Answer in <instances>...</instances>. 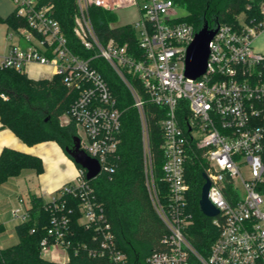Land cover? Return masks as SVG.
Segmentation results:
<instances>
[{
	"label": "built area",
	"instance_id": "obj_1",
	"mask_svg": "<svg viewBox=\"0 0 264 264\" xmlns=\"http://www.w3.org/2000/svg\"><path fill=\"white\" fill-rule=\"evenodd\" d=\"M12 2L15 17L24 25L8 26L19 39L0 52V67L20 73H26L31 64L49 67L51 78L61 77L68 90L76 93L60 122L63 126L74 123L80 149L98 161L99 175H111L116 169L125 110L91 60L104 59L128 90L141 127L148 195L166 228L165 249L151 255L147 263L264 264V54L253 48L264 20L240 29L220 25L209 44L205 73L192 79L185 76V62L197 31L181 21L180 9L172 0H76L74 33L83 48L94 53L88 59L73 52L53 17V6L41 5L39 0ZM91 6L115 15L136 8L134 21L111 22L110 29L133 27L139 52L114 38L102 42L89 15ZM260 13L264 15V3ZM5 37L11 41L14 35L7 32ZM148 105L159 108L155 114L162 133L160 180L165 193L155 176ZM194 160L202 165L203 177L210 182L209 201L219 212L211 218L219 235L207 256L188 238L194 223L188 197L189 164ZM68 197L78 202L79 223L98 232L99 246L90 253L126 264L127 257L117 248L105 209L82 167L76 181L64 185L48 202L57 213L41 241V254L48 255L51 248L68 254L71 244L66 238L73 213ZM28 209H14L12 216L24 222Z\"/></svg>",
	"mask_w": 264,
	"mask_h": 264
},
{
	"label": "trees",
	"instance_id": "obj_2",
	"mask_svg": "<svg viewBox=\"0 0 264 264\" xmlns=\"http://www.w3.org/2000/svg\"><path fill=\"white\" fill-rule=\"evenodd\" d=\"M172 1L186 13L181 21L192 25L196 31L204 22L212 28L216 21L222 26L240 29L237 16L242 12L248 15V23L253 26L264 20V15L260 13L264 0ZM39 2L41 5L53 6V17L59 22L73 52L86 59L92 57L94 53L85 50L74 33L75 15L78 11L76 0ZM89 15L102 42L114 38L120 45L129 43L132 49L139 52L133 27L110 29V23L117 19L115 14L97 6L89 8ZM0 23L13 27L24 25V21L17 19L15 15H10L5 20L0 19ZM91 65L105 78L118 99L120 109L125 112L119 135L116 169L111 175L100 174L90 180V183L98 202L105 209L117 248L127 257L126 264H148L147 259L151 255L165 249L162 239L166 228L152 206L146 187L138 114L131 107L132 100L128 90L107 62L102 58H95L91 60ZM75 97L76 93L69 91L59 76L35 80L27 73L0 67V122L27 146L56 142L72 160L67 150L75 144L77 131L74 123L61 125L60 118L69 111ZM147 109L156 181L165 193V187L160 180L163 164L160 148L162 133L159 117L155 114L159 108L148 105ZM76 166L81 167L78 164ZM23 170H33L41 174L42 159L5 148L0 155V186L10 178L19 176ZM189 170L192 180L188 197L194 213V223L188 229V238L198 252L207 256L219 232L212 225L213 219L203 215L199 208L205 183L201 163L194 160L189 164ZM66 200L68 208L73 210L66 238L71 244L68 247L67 262L50 261L41 254V241L47 237L52 217L57 211L50 208V203L45 202L42 197L32 195L27 220L16 226L18 242L0 249V264H114L106 257L93 256L90 253V250L99 246L98 232L94 227L87 229L81 225L78 202L69 197ZM67 210L65 209L66 212Z\"/></svg>",
	"mask_w": 264,
	"mask_h": 264
},
{
	"label": "crops",
	"instance_id": "obj_3",
	"mask_svg": "<svg viewBox=\"0 0 264 264\" xmlns=\"http://www.w3.org/2000/svg\"><path fill=\"white\" fill-rule=\"evenodd\" d=\"M14 11L15 6L12 0H0L1 20L14 15ZM5 25L8 28V25ZM262 31H264V28L258 31L254 39ZM9 45L7 44L4 51L8 49ZM28 66L31 69L38 67L52 75V69L49 67L32 64ZM26 73L28 74L27 71ZM28 76L35 80L51 78V76H40L36 73ZM5 148L40 157L43 162V172L37 174L33 170H23L19 176L10 178L0 186V193L5 192L9 199L5 204L4 201L0 200V249L13 246L18 242L16 226L21 221L12 216V211L15 207L28 209L30 207V196L32 195L42 197L45 202L51 201L65 184L75 182L78 174L76 164L56 142H44L34 146H27L10 129L4 128L0 122V155ZM16 203L18 205L14 206ZM11 235L14 236L12 239ZM53 249L55 248L50 249L49 254L56 252L57 249ZM46 257L47 255L44 256V258ZM67 261L68 258L58 263Z\"/></svg>",
	"mask_w": 264,
	"mask_h": 264
},
{
	"label": "water",
	"instance_id": "obj_4",
	"mask_svg": "<svg viewBox=\"0 0 264 264\" xmlns=\"http://www.w3.org/2000/svg\"><path fill=\"white\" fill-rule=\"evenodd\" d=\"M220 29V24L216 21L212 28L208 23L204 22L202 27L196 32L193 42L188 47L185 62V76L196 79L203 75L207 68V62L210 54L209 44ZM75 164L80 165L87 170V179H95L100 173V165L98 161L90 158L84 151L80 149V141L76 137L74 147L67 150ZM204 178L206 176L204 175ZM210 182L206 178L201 192L199 201L200 211L206 217L212 218L218 215V210L212 205L208 198Z\"/></svg>",
	"mask_w": 264,
	"mask_h": 264
},
{
	"label": "rangeland",
	"instance_id": "obj_5",
	"mask_svg": "<svg viewBox=\"0 0 264 264\" xmlns=\"http://www.w3.org/2000/svg\"><path fill=\"white\" fill-rule=\"evenodd\" d=\"M179 16H184L186 13L184 10H179L178 11ZM116 16V22L118 24H126L134 21L137 18V9L136 8H129V9H123L118 12ZM238 23L241 27L245 28L249 26L248 23V15L245 12L240 13L237 16ZM14 35L13 40L8 41V39L5 37L6 33ZM19 37L15 34V32L12 29H8L7 26L4 23H0V52H3L7 44H10V42L16 43L18 41ZM21 47L27 48V45L24 43L20 44ZM253 47L256 51L264 54V31L259 33V35L254 39L253 41ZM26 71L28 72V75H32V73H36L38 75L42 76H51L47 71L39 69L38 67H35L34 69L29 68V66L26 68ZM78 135H83L82 132L80 131V134ZM0 200L4 201L7 203L9 199L7 198L6 193H0ZM18 204L16 203L14 206H17ZM18 207H15L16 209ZM11 235V239H12ZM55 250V249H53ZM68 254L66 250L60 249L59 251L56 250V252L48 254L46 259L53 261L54 262H60L63 260H67Z\"/></svg>",
	"mask_w": 264,
	"mask_h": 264
},
{
	"label": "flooded vegetation",
	"instance_id": "obj_6",
	"mask_svg": "<svg viewBox=\"0 0 264 264\" xmlns=\"http://www.w3.org/2000/svg\"><path fill=\"white\" fill-rule=\"evenodd\" d=\"M73 147H74V145H73ZM73 147H72V148H73Z\"/></svg>",
	"mask_w": 264,
	"mask_h": 264
}]
</instances>
